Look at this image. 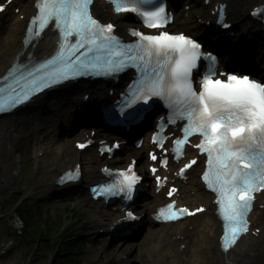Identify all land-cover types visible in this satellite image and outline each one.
<instances>
[{"label":"snow or ice","instance_id":"obj_1","mask_svg":"<svg viewBox=\"0 0 264 264\" xmlns=\"http://www.w3.org/2000/svg\"><path fill=\"white\" fill-rule=\"evenodd\" d=\"M110 2L116 12L131 11L143 17L146 27H162L161 22L170 19L163 4L150 11L141 10V5L152 4L153 0ZM91 3L92 0H40L38 15L31 20L28 31L35 29L42 33L53 24L60 34L58 50L36 66L10 70L3 79L7 82L11 77L12 82L0 88V112L79 76L113 75L129 67L136 69L139 78L134 81L126 107L131 109L140 102L151 106L158 98L169 110L162 123L175 125L186 121L183 138L173 141L176 152L190 143V137H202L195 146L207 156L203 180L217 196L219 215L224 221L223 247L227 251L240 234L247 232L253 193L264 188V83L252 81L247 75L218 73L216 57L205 54L199 42L182 33L161 31L150 35L133 31L132 35L138 39L124 43L113 35V24H102L91 15ZM3 9L4 5L0 4V11ZM216 76H226V79L214 78ZM195 84H199V90ZM137 111L125 113L122 108L119 115L134 119ZM154 143L164 147L155 138ZM149 157L157 159L152 153ZM161 163L166 165L167 162ZM197 163V160L190 161L182 173ZM119 176L122 177L119 185L100 186L101 192H123L131 199L130 193L139 177L132 171L131 164L127 170L120 171ZM156 179L159 183L160 177ZM92 191L97 192V189ZM174 191L176 189L169 191V196ZM203 211V208L196 209V212ZM186 214L195 213L187 208L174 210L171 203L159 212L166 220ZM127 215L133 216L131 212Z\"/></svg>","mask_w":264,"mask_h":264},{"label":"rangeland","instance_id":"obj_2","mask_svg":"<svg viewBox=\"0 0 264 264\" xmlns=\"http://www.w3.org/2000/svg\"><path fill=\"white\" fill-rule=\"evenodd\" d=\"M261 1L249 0L244 8V14L239 18L241 35L244 36L249 47L253 46L250 61L259 58V63L264 67V39L259 35L247 33L251 27L249 10ZM33 2L34 0H26L24 3L26 7L21 10L25 13L24 19L21 17V12L16 14L19 24L12 25L14 42L15 39L19 41L17 39L24 34L28 18L33 14ZM192 8L190 15L196 23L198 15L203 13L202 0H194ZM180 12H182L181 8L177 14ZM125 21H128L126 17L121 18L122 23H126ZM172 30L179 29L173 27ZM12 51L3 48L0 65ZM35 123L31 122L28 129L20 134L22 136L14 141L17 149L12 153L9 150L3 152V158L0 159L2 228L12 249L11 257L17 259L20 264H122L124 261H129V264H220L215 249V233L211 225L208 226L206 235L201 234L190 239L188 251L178 260H175L174 251L168 245L163 249L165 261L158 263L148 257V249L153 245H159L164 230L161 226L148 228L145 233L142 232L134 239L112 241L104 247L100 246L94 239L98 237V228L90 229L92 220L100 217L102 222H110L117 213L112 208H96L94 205L81 204L69 193L47 194V185L56 181L53 172L59 161L52 156L55 151L45 153L40 150L36 143V135L32 134L35 131ZM49 125H47L49 129L56 127L53 120ZM78 135L79 132L61 134L60 142L67 138L70 144L66 145L62 142L61 150L57 152L59 157H67L74 148V141ZM128 147L130 150L127 153L122 152L118 157L115 156L113 161L106 159L99 161L94 148L81 152L82 159L79 162L83 166V180H87L88 173L98 170L101 163L124 165L128 161L129 154L136 156L138 165L139 162L144 165L145 150H131V146ZM9 176L12 179H9ZM84 185L87 186L86 183ZM156 201L157 197L151 194L144 203L157 204ZM139 205L140 203H135L132 207L137 208ZM25 208H28L27 223L20 213L22 210L26 211ZM67 237L76 238L72 247L67 245V242L72 240ZM263 244L264 234L255 247L260 248ZM126 245L129 247H125Z\"/></svg>","mask_w":264,"mask_h":264},{"label":"bare ground","instance_id":"obj_3","mask_svg":"<svg viewBox=\"0 0 264 264\" xmlns=\"http://www.w3.org/2000/svg\"><path fill=\"white\" fill-rule=\"evenodd\" d=\"M5 1L6 0H0V4L4 3ZM217 1L228 2L229 17L234 23H237L236 21L241 16V14H244V8L249 2V0H213V4ZM25 2L26 0H14L13 3L8 4V6L6 7L7 10L4 13L0 14V55H2L3 53V48H7L8 51L13 50L0 65V76L8 70V68L14 63L16 59L26 61L35 57L41 58L44 55L52 52L55 47L57 33L52 31L51 28L45 32L43 38L36 40L29 47H26L24 44V34H22L21 37L17 39L19 41H16L14 35L15 42L13 41L12 33L14 31V28L12 27V25L19 24L15 9L20 7L21 10H24V8L26 7V4L24 5ZM212 8L213 6L205 5L203 7V13L198 15L196 23L193 21L191 15L186 14V11H182L178 14L176 20L174 21V25L179 28L178 32L186 31L194 35H196L197 33L199 34L203 29V25L201 22L204 19L210 18V10ZM93 10L96 15L104 16L110 18L111 20L118 19L119 21H121L120 18L123 17V15L121 14L113 13L110 10V7L102 1H96L93 5ZM21 13L25 14L23 13V11ZM32 13H36L35 8L32 10ZM119 25L124 26L127 24L119 22ZM258 32L259 24L256 22L252 23L250 33L258 34ZM243 44L244 43L239 42L235 45V48ZM230 51L232 50H226L227 56L229 55ZM233 52H231V54ZM240 52L241 51H238L234 54L235 59H232L234 64L245 60L237 59L238 55H240ZM242 54L245 58L248 53ZM223 64H225V66L228 65L226 61ZM251 68V71L254 70L259 73V70L255 69V67H252V65ZM67 87L68 86L62 87L55 96H49L48 94H45L43 98H40L39 100L26 105L19 111H15L10 115L0 118V159L3 158V152L9 150L12 153L13 150L17 149V144L14 141L22 136L20 134H22L25 129H28V126L31 124V122L32 124L36 122L34 126L35 131L32 132V134L36 135V143L37 145H39L40 150L45 153H47L48 151H55L54 155L52 156L59 162L53 172L54 179H57V177L66 169L74 167L75 164L82 159L81 151H79L76 147H74L69 152L67 157H59L57 155L59 154L57 152L61 150L62 142H65L66 145L70 144V140L67 138L60 142L61 134L63 135V133H66V131L63 132V127H66L68 125L73 126V123L76 121V118L78 116L76 113V108L80 106V102L85 93L91 91V101L96 102L103 98H106L107 92L103 90L104 87L91 88L85 83L77 84L75 88L69 86V88L67 89ZM52 120L56 121L57 127L54 129H49L47 125H49ZM88 127H91L92 129L96 128L94 127V125L91 126L89 124H85L82 128L83 131L86 132ZM88 133L90 135V131ZM78 138L79 137H77V140H79ZM144 148H146L148 151L149 147L147 146V143L141 147V149ZM124 150L126 151V148ZM190 151V155L196 154L195 151ZM152 154L156 155L155 153ZM144 161L148 162L147 157ZM201 169L202 162L191 169L190 173L188 174L189 179L187 181H177V184L180 187L178 199L180 204L204 205L206 206V211L199 215H196L195 217L188 218L176 224L172 223L165 225V228L162 231L159 245H153L148 249V252L151 255H148V257L152 261L159 263L162 255H165L163 249H165V247L168 245L174 251L175 260L180 259V257L185 255L188 251L190 239L201 234L206 235L207 228L209 225H211L215 233V249L219 257L220 264H264V244L260 248L255 247L256 244L261 241V237L264 234L263 198L261 197L256 202L255 209L251 214V231L246 236H243L241 238L234 249H231L228 253H224L221 251L219 240L220 234L222 232V225L215 215L216 207L212 204L213 196L205 190L203 184L198 178V174ZM87 175V180H82L81 183H78L76 185L68 184L63 187H58L54 182L49 183L47 185L46 192L47 194H59L61 192H66L73 195L77 200H79L81 204L94 205L96 208L104 207L102 200H98L97 202L92 201L87 191V187H85L84 185L86 183L88 186L92 181H100L101 176L99 175V170H93ZM8 178L12 179L11 176H9ZM163 193L164 192H160L159 194H156V196L159 200L164 202L167 200L164 198ZM163 202L159 204H163ZM155 208L156 206L153 203L150 205L141 203V206L138 209V214H140L144 219L146 218V216H149L150 212ZM2 219L3 214L0 210V264H20L17 259L11 257L12 249L9 242L7 241L6 233L2 228ZM108 225L109 223L102 222L100 217H95L90 224V229L98 228L99 236L95 237L94 239L95 242H97L102 247L111 242L107 239V237L111 234L109 228H107ZM100 230H104V233L100 234ZM100 237L102 238L99 239ZM124 239L125 238H123V240ZM125 247H129V245H126ZM163 260H165L164 256ZM122 264H129V261H124L122 262Z\"/></svg>","mask_w":264,"mask_h":264},{"label":"trees","instance_id":"obj_4","mask_svg":"<svg viewBox=\"0 0 264 264\" xmlns=\"http://www.w3.org/2000/svg\"><path fill=\"white\" fill-rule=\"evenodd\" d=\"M21 204H23V203H21ZM24 206H26V204L24 205ZM26 209V211H20V213H21V217L26 221V223H27V212H28V208H25ZM67 239H72L71 241H69V242H67V245H69L70 247H72L73 245H74V241H75V237H73V238H68L67 237Z\"/></svg>","mask_w":264,"mask_h":264}]
</instances>
